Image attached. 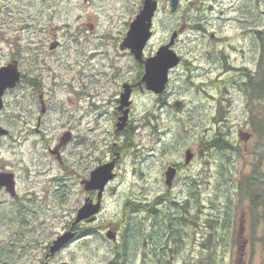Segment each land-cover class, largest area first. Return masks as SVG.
<instances>
[{"label": "rangeland", "instance_id": "rangeland-1", "mask_svg": "<svg viewBox=\"0 0 264 264\" xmlns=\"http://www.w3.org/2000/svg\"><path fill=\"white\" fill-rule=\"evenodd\" d=\"M1 1L11 5L27 1L32 3L30 0ZM142 1L90 0L85 3L83 0H58L56 7L45 8L42 23L35 24L31 30H23L25 25L19 18L0 20V66L10 61L13 45L18 40L25 42L26 37L32 36L40 25L49 30L51 37L56 33L63 43L49 55H41L35 61L20 62V68L27 72L41 66L53 67L52 71L46 70L42 76H28L37 75L41 86L38 81L34 82V87L22 82L4 96L5 108L0 112V124L10 129L11 135L0 137V170L16 172L18 192L22 194L15 200L9 194H0V213L4 215L0 216V240L4 239L5 243L0 248V254L3 255L5 251L8 256L6 264L11 262V256L16 255L15 251L11 253L8 250L9 245L17 246L18 257L14 258V264H39L44 257L42 249L46 242L64 232L65 222L71 219V214L75 217L78 208L84 204L88 193L80 182L84 174L83 156L87 143L82 137L91 126V129L95 128L92 141L101 142L97 139L100 135L104 143L118 142L122 151L114 183L117 190L115 193L108 190L105 206L96 222L82 224L91 227L90 231L82 232L51 259V264L60 261H67L68 264H108L115 257L116 246L124 241L122 220L125 218L124 204L127 199L151 198L163 191V175L168 164L177 160L184 162L187 148L199 153L193 165L187 168L190 176L200 181L197 231H193L192 235L189 231L186 241H183L184 236L181 241H171L173 253L168 255L162 248L165 238L162 242L151 243L148 239L143 242L140 236L135 235L126 246L125 264H146L142 258L146 252L150 255L147 264H264V198L257 205H252L248 186L243 180L246 175L255 173L264 179V136L253 133L251 124L247 122L252 112L258 113L263 109L250 100L246 103V93L237 88L236 83L233 84L232 78L226 79L221 66L217 71L211 70V64L222 62L218 54L213 52L215 55L207 54L200 60L206 69L203 74L194 57L204 51L203 40L207 41L206 46H210L205 51L224 49L228 45L210 43L211 39H204L199 32L185 31L177 49L187 53L195 61L190 60L189 66L197 69L191 73L190 68L184 65L174 68L163 95L146 88L143 91L138 89L132 95L133 119L129 132L125 131L128 134L115 133L116 117L112 111L116 102H112L123 90L121 83L137 77L140 79L142 72L136 75L138 68L140 70L138 61L131 54L122 52L112 38H99V33L103 34L102 30H107L105 26L114 22L124 25ZM163 5H169V1L164 0ZM249 5L251 24L258 22L259 18L260 23L264 24V13L259 15L252 0ZM117 13L120 16L118 20L115 18ZM233 16H236V12H230V17ZM210 20L216 30L223 23L213 15ZM67 23L75 31L80 28L81 31L75 33L76 37L84 36L82 31L87 30L86 23H93L96 32H90L86 40L70 41L68 45ZM181 24L178 15L167 13L165 20L159 19L157 23L158 38L162 28L168 30ZM221 34L230 36L229 41L236 46V49H231L232 65L239 68L256 67L259 54L257 41L238 38L232 20L225 25ZM158 38L151 40L148 53L161 44ZM67 46L71 49L67 50ZM74 78L79 79V82H75L76 87L81 88L82 83L90 88L84 87L91 95L90 115L84 107L87 102L83 99L79 101V96L74 93L70 94ZM223 79L228 82H220ZM201 80L208 82L201 84ZM41 93L48 105L45 114L41 112ZM177 100L184 102L179 110L173 106ZM39 115H42L41 126L37 122ZM217 116L218 121H214ZM70 125L76 130L74 138L64 147L63 156L72 164L65 167L47 148H54L66 130L72 129L68 128ZM219 130L233 141L240 151L238 154L235 150L232 154L218 148L207 150L199 146L200 137L209 139ZM103 148L105 150L100 154L108 158L112 151ZM74 156L77 159H72ZM222 161L229 164L225 175L222 174ZM53 178L57 179L53 181ZM181 183L180 177L173 189V193L178 192L180 198L185 185ZM260 184L263 187L260 193L264 194V182ZM34 193L38 201H30L32 198L25 196ZM22 198L24 200H20ZM22 204L37 211V222L43 225L37 233H28L20 239L15 232L17 226L11 225L13 218L9 215L11 219H6V214L20 211ZM132 215L135 218L133 210ZM109 230L116 233V241L107 236ZM209 233L213 234L211 240Z\"/></svg>", "mask_w": 264, "mask_h": 264}, {"label": "flooded vegetation", "instance_id": "flooded-vegetation-1", "mask_svg": "<svg viewBox=\"0 0 264 264\" xmlns=\"http://www.w3.org/2000/svg\"><path fill=\"white\" fill-rule=\"evenodd\" d=\"M30 1L32 3H29L27 1L26 3H23V4H12L11 5V4H4L3 1L0 0V20L11 21V20H16L19 18L24 22L25 26L23 27V30L25 28L27 30L28 29L31 30L34 28L35 24L37 25V24L42 23L43 12H44L45 8L46 7H56L55 3L58 2V0H41V3H38L39 0H30ZM144 1L145 0H143L142 3L136 7L134 14L131 16V19L127 20L124 25H122L120 22H118V23L114 22V23H111L110 25H106L105 27L107 28V30L106 31L102 30L103 34L99 33V38H101V37L112 38L114 42L119 44V48L122 52H127L135 58L134 53L129 48H126L123 50V49H121L120 46L128 34V31L130 29V25H131L132 21L135 19V17L140 13L141 9L143 8ZM167 1H169V5L164 6L163 5L164 0H157L158 6H157V9L154 13L153 24H152V28H151L152 36H151L150 41L148 42L147 46L144 49V58H147V57L155 54L156 51L158 50V48L160 46L168 43L172 39L173 35L175 34L176 36L174 39V46L173 47L177 51V53L181 56V62L179 64V66L184 65L185 67H189L191 70V73H193L197 68L189 66V64H190L189 61L190 60L193 62H195V61L189 55H187V53H181V51H179L177 49V46L180 42L181 35L185 31L191 30V31L199 32L204 39H206V38L211 39L210 43L215 42L216 44L220 43V44L228 45V46H225L224 49L219 48V49H216L215 51L208 49V51H205V49L209 48L210 46H206L207 41L205 42V40H203L202 48L204 51L200 52L198 55L194 56V57H196L195 59L197 60V62L199 63V66L202 69V74H203V70H206V69H205V66L201 65L200 60L203 59L207 54L212 55L214 52L215 54H218L219 59L222 62L216 63V65L211 64V66H210L211 70L214 69L217 71L219 66H221L222 70L225 72V74L227 76L226 79L232 78L233 84L236 83L237 88H240L243 92H245L244 86H242V82L248 73H250V72L252 73V71L256 70V67L255 68H249L246 66L243 68H239V67L232 65L231 61H230L232 59V55H231L232 50L231 49H236V46L231 41H229L230 36L223 35V34H221V32L225 29V25L229 24L230 20H232L233 28H235V31L238 32V38L242 37L244 39H248L249 41L251 39H253L252 41H257L259 44L260 38L258 37V32L261 33L264 31V24L260 23V18H259L258 22H254L251 24L250 5H249V2L251 0H242L241 3H240V0H188V1L180 0L179 5L176 8V10L173 9L172 0H167ZM224 1H227V3H225ZM252 1L254 2V6L257 7L258 12L260 13L259 15L261 16V13L262 12L264 13V0H252ZM84 2L89 3L90 0L84 1ZM230 12H236V16L230 17ZM167 13H169L171 15H178V17L182 20V24L180 27L173 26L171 29H168L169 33H168L167 29L162 28L161 35L158 38L157 31H156L158 28L157 23L159 22V19L165 20V16ZM247 14H249V16ZM212 15H213V17H217L218 20L221 19L223 21V23H220L219 29H217V30L214 29V27L211 25L212 23L210 20V16H212ZM119 17L120 16L117 13L115 15V18L118 20ZM227 20H229L228 23L226 22ZM67 25H68V32H69L67 34V38H68L67 44L70 41L76 42L77 40L78 41L86 40L87 37H90V32H93V33L96 32L95 31V25L93 23H86L85 26H87V30L84 32L82 31L84 36L83 37H76L75 33H79L81 31L80 28H78L77 31H75L72 29V27L70 26L69 23H67ZM29 37H31V38L29 39ZM155 37L160 40L159 42L161 44L158 46V48L155 51L148 53L147 47H148L149 43L151 42V40H153V38H155ZM62 45H63V43L58 38L57 34L54 33L53 36L51 37L49 35V30L44 28L42 25H40L39 28H36V30L34 32H32V36H27L25 39V42L22 40H18L13 45V47L11 49L10 61L16 60L18 62V66H19V70H20V74H21L20 84L22 82H25V83L30 84L32 87H34V85H36L34 82L38 81L40 86H41V81L37 77V75L33 76V77H28V76L32 75V74H38V75L42 76L46 70H50V71L53 70L52 66H50V68H46L44 66H41V67L36 68L34 71L28 70V72H27L25 69L20 68V62L35 61L37 59V57H39L41 55H49L52 53V51H55L56 49H58ZM66 49L67 50L71 49V47L67 46ZM190 51H192V50H190ZM259 52H260V46H259ZM215 54H213V55H215ZM259 54H258V56H259ZM258 56H257V59H258ZM138 62H137V66L139 67L138 64H142L144 70L141 71V68H140V70L138 68V72L136 75H138L140 72H142V76H143V74L145 72L144 63H142V62L138 63ZM192 64L195 65V63H192ZM206 68H207V66H206ZM171 71H173V70H171ZM142 76L140 79L137 77L135 80L134 79H128V80L123 81L121 83L123 90L119 92V96H116L115 100L112 102L114 104L116 102V104L114 106L115 109L112 111V114L116 117V122H115V125L117 127V130L115 132L116 134L121 132L122 135H127L128 133H126V132H129V129L131 128V121L133 119L132 95L138 89H141L142 91L145 89L144 82H141ZM226 79H223L220 82H228V80H226ZM72 81H71L72 84H71V88H70L71 89L70 94L74 93L77 96H79V101L81 99H83L84 101L87 102V103H84V107L86 108L87 114L90 115V112H91V110H90L91 109V100H90L91 98L90 97H91V95H90V93L85 91L84 87L86 89H89V90H90V88L88 86H86L85 84H82V83H80L81 88L76 87L75 82L76 81L79 82V79L76 80L74 78V79H72ZM207 82L208 81H203V80L200 81L201 84H204ZM230 82L231 81L229 80V83ZM237 82H239V84ZM82 86H83V88H82ZM126 87H128L131 91V95H130V101L131 102L128 106H124L123 108H120L121 95L125 91ZM166 91H167V89L160 95H163L164 93H166ZM227 91H228V89H226V92ZM152 93H154V92H152ZM245 96H246L245 99H246V103H247V101H249L247 93L245 94ZM39 100L41 101V107H42L41 112L45 114L47 112L46 109H47L48 105H47L46 99L44 98L43 93H41L39 95ZM33 101H35V100H33ZM94 106L97 107L96 104H94ZM92 108H94V107H92ZM125 112H127V119L124 121L123 127L121 129H118V127H119L118 124L120 122L123 123V120L121 119V117L124 116ZM218 117L219 116L214 117V119H215L214 121H218ZM41 120H42V115H39L37 122H38V125H40V126L42 124ZM249 120H250V117H248L247 122H249ZM91 127H89L88 133H86L87 136L85 134L84 137H82L83 140L86 141L87 144L85 146L86 152L83 156L84 157V164H85L83 167L84 168V174L82 175L83 178H82L80 184L81 183L83 184V180L90 179L91 173L94 169H96L100 165L105 164L107 162L114 161L115 162L114 170L116 171L117 167L120 166V161H121V158L123 156L122 151L118 145V142L111 143V144L106 143V142L104 143L103 140L100 138L101 137L100 135H98L99 138H97V139H100L101 142L100 141H92L91 137H92V134L95 135V128L91 129ZM68 128H72V129L66 130V133L70 134V139L68 141V142H70L72 140V137L74 138L73 134H74L76 129H75V127H73L71 125L68 126ZM132 129H133V127H132ZM248 134L251 135V133H248ZM10 135H11V132L8 136H0V137H9ZM80 136H82V135H80ZM80 136H78V138H80ZM214 137H215V135L210 137L208 140L213 139ZM231 142L233 143V141H231ZM59 143H60V139L54 148H51L49 146L47 149L51 153L56 155V158L59 160V162L61 164H64L65 167H68L72 163L70 161H68L67 158H64V156H63V152H64L63 150H64V147L66 146L67 143L65 145H62V146H59ZM198 144H199V146H201L204 149L202 137H200L198 139ZM103 147H107L109 149V151H112V153L107 152L108 154L110 153V156L108 158L105 155L101 156V154H100V152L103 151V149H104ZM211 148L217 149V147H215V146H212ZM207 150H209V149H207ZM201 151H202V149H201ZM198 154H199L198 152L192 150L191 148H187L185 150L184 162L177 160V161H173L171 164H168L167 169L163 175V187H164L163 191H161L158 195L152 196L151 198L147 196L146 198L133 199L134 202L137 203L135 205L136 206L135 209L133 210V214L138 219L141 217H147V219L149 221L147 228L149 231L152 228V224L154 223V217H153V212H152L153 209H156L157 211H163L164 209H167L169 213H172L174 216H177V218H178L177 222L180 225L181 237L178 240H172V241H175V242L181 241L182 240L181 238H183V236H184L183 241H186V235L189 233V231H191L190 235L193 234V231L194 232L197 231V226H198L197 219H198V212H199V204L201 203V196L199 197L200 189L198 190V188H200V181L197 177L192 178L190 176V173L187 172V168L191 167L193 165L195 158L198 156ZM188 156H189V158H188ZM92 158L94 159V162H92ZM72 159H77V156H76V158L74 156ZM171 168H174L175 171L173 172L174 173L173 176L170 178V184H168L167 183V171L170 170ZM2 171H8V172L14 173L15 193L12 194L8 190L7 186H3L0 188V194H9L13 200L19 199L22 194L20 192H18L16 172L12 171V170H7V169L6 170H0V172H2ZM177 176L181 177V179H182L181 184L185 183V185L189 186L187 188L184 185V188L182 189V192H181L183 195L182 198L179 197L178 192L173 193V189L177 186V183L180 179V177L177 178ZM195 176H197V175H195ZM56 179L57 178H53V181H55ZM116 180H117V178H115L113 181H111L106 186V188L103 192L101 212L103 211V208L105 206L106 196H107L108 190L110 189L113 193L116 192V191H114V187H116V190H117V185L114 184L116 182ZM263 180L264 179H262V181ZM262 181L260 180L259 185H262V184H260ZM181 184H180V186H181ZM83 186H85V185L83 184ZM86 192L88 193V196L86 197V199H93L94 202H97V200H98V191L97 190H90V191H86ZM27 194L25 195L26 197L32 198V199H30V201H33L34 199L36 201H38V198H35L37 196L36 193H34L32 196H27ZM20 200H24V199L22 198ZM20 210H23V211L22 212L18 211V212L22 213V214L24 212L23 215L28 216V218L23 219V216H22L21 218L13 220L11 225L14 226V225L18 224L19 226L22 227V230H23L22 232H24L26 234L37 233L40 230L39 228H41V226L43 225L42 223L37 222L38 212L34 211L30 206L24 205V204H23V206H21ZM101 212L97 215V219L94 222H96L98 220V217L101 214ZM76 215H77V213H76ZM70 217H71V219H69V220H67V222H65V228H64L65 231L64 232H66L68 230H72V231L77 232V236L73 240H75L82 232L87 233L90 231L91 227H87L86 225L83 226L82 225L83 223H87V224L88 223H94V222H89L88 220H84L82 222L74 224V220H75L76 216L74 217L71 214ZM6 219H11L9 217V214H6ZM185 224H187V226H185ZM64 232H62V233H64ZM62 233H59L57 235V237ZM56 238H54L51 241L46 242V244L44 245V247L42 249V251H44L43 252L44 257L42 258V260L39 264H51V259L54 258L57 254H59L60 251H62L66 247H68L70 245V243L73 242V240H71L63 248L52 253L50 251V248H51V245L53 244V241ZM38 242L40 245L43 244V242L40 239L38 240ZM0 244H2V245H0V248H2L5 245L4 239L0 240ZM10 246L11 245H9L7 247L9 251H10V249H9ZM162 248H165V249H163V251L167 252V255L173 253V248H171V241L168 243L167 246L163 245ZM5 254H6L5 251H4L3 255L0 254V264H6V261H8V256H6ZM149 256L150 255L148 252H146L143 255L142 258H143L144 263L147 264V258ZM60 262H63V261H60ZM60 262H58L57 264H59ZM173 264H175V263L173 262Z\"/></svg>", "mask_w": 264, "mask_h": 264}, {"label": "water", "instance_id": "water-1", "mask_svg": "<svg viewBox=\"0 0 264 264\" xmlns=\"http://www.w3.org/2000/svg\"><path fill=\"white\" fill-rule=\"evenodd\" d=\"M88 1V0H84ZM180 0H172L173 9L179 5ZM157 0H145L143 8L140 13L135 17L130 25V29L123 43L121 49L129 48L135 56V59L144 63L145 72L142 76L141 82L145 83L147 90L154 92L155 94H161L166 90L167 84L170 78V71L178 66L181 62V56L173 48L175 34L172 39L160 46L155 54L144 58V49L147 46L152 36V24L154 13L157 9ZM21 80V74L18 68V62L16 60L7 63L0 67V112L5 107L4 95L8 89L14 88ZM131 91L128 87L121 95L120 108L128 106L130 104ZM182 101H176L174 108L179 110L183 107ZM123 123H119L118 129H121L124 125V121L127 119V112L121 117ZM10 134V130L3 125H0V136H7ZM70 139V134L66 133L60 138L59 146L66 144ZM189 158V156H188ZM115 162H107L94 169L91 173L90 179L83 180L84 188L87 191L97 190L98 200L94 202L93 199H86L85 203L78 209L77 215L74 220V224L88 220L94 222L97 219V214L102 207V196L106 186L114 180L116 172L114 171ZM174 168L167 171V183L170 184V178L173 176ZM7 186L8 190L15 193V178L13 172L2 171L0 172V188ZM116 191V187H114ZM77 236V232L68 230L60 234L51 245L50 251L52 253L63 248L67 243L73 240ZM107 236L116 240V234L109 230ZM59 264H68L63 261Z\"/></svg>", "mask_w": 264, "mask_h": 264}, {"label": "trees", "instance_id": "trees-1", "mask_svg": "<svg viewBox=\"0 0 264 264\" xmlns=\"http://www.w3.org/2000/svg\"><path fill=\"white\" fill-rule=\"evenodd\" d=\"M258 37L260 38V54L258 56L256 70L252 71V73L250 72L247 74V76L242 82V86H244V90L247 93L250 102L256 105L257 107L260 105L264 111V31L261 33L258 32ZM139 66L143 70V65L139 64ZM263 111H259L258 113L252 112L249 123L251 124L254 133L257 132L259 135L264 136ZM222 120L223 119H221L220 122H222ZM212 146H215L218 148V150L227 153L231 152L233 154L234 150L237 152V154L240 152L239 149L234 145V143L229 140L228 135L221 130L216 133L213 139H203L204 148H211ZM228 157L231 158L230 155ZM228 166L229 164H227L226 162L223 163L222 161V174H226L224 173V171L228 168ZM243 180L248 186V196L251 197L252 205H257L264 198V194L260 193L261 191H263V189H261L263 187L259 185V182L260 180L262 181V178L260 177V175L255 173L246 175ZM262 182H264V180ZM136 204L137 203L134 202L132 198H128L124 204L125 218L124 220H122V225L124 226V229L122 230L124 241L116 246L115 257L111 259L108 264H125L127 259L126 246L129 244L130 239L132 237H135V235L140 236V239H142L143 242L148 239L151 241V243L152 241L162 242L165 238V243L163 244L165 246H167L170 241L178 240L181 237L180 225L177 222V216H174L172 213H169L167 209H164L163 211H157L156 209H153L152 212L154 217V223L152 224V228L149 231L147 228L149 222L147 217H141L139 219L136 216L135 218L131 217L133 216L132 210L135 209ZM22 211L23 210H20L19 212ZM19 212L15 211L14 213H11L9 215L10 217L14 218L13 220H15L21 218L22 213ZM0 216L3 217L4 215L0 213ZM14 226H17L15 232L16 234L20 235V239L24 238L26 236V233L22 232V227L18 224ZM212 236L213 234L209 233V240H211ZM11 241L14 242L13 240ZM160 244L162 246V243ZM10 251L11 253L15 251L16 255L11 256L12 260L8 264H14L16 262L14 258H16V256L18 255L17 246L11 245Z\"/></svg>", "mask_w": 264, "mask_h": 264}]
</instances>
